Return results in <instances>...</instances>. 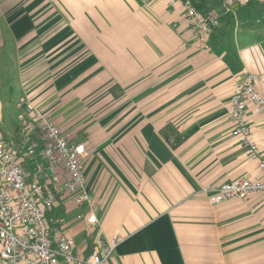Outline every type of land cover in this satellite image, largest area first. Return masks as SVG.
<instances>
[{
    "label": "crops",
    "instance_id": "crops-1",
    "mask_svg": "<svg viewBox=\"0 0 264 264\" xmlns=\"http://www.w3.org/2000/svg\"><path fill=\"white\" fill-rule=\"evenodd\" d=\"M220 23L199 48L178 0H0V134L17 137L27 97L87 145V183L108 264H264V193L212 204L204 189L258 163L233 136L231 96L245 72L264 92V0H197ZM264 149V115L247 109ZM64 198L84 256L97 235Z\"/></svg>",
    "mask_w": 264,
    "mask_h": 264
},
{
    "label": "built area",
    "instance_id": "built-area-1",
    "mask_svg": "<svg viewBox=\"0 0 264 264\" xmlns=\"http://www.w3.org/2000/svg\"><path fill=\"white\" fill-rule=\"evenodd\" d=\"M173 5L178 0H167ZM184 3V21L192 30L199 48L209 49L208 38L220 23L219 13H203L194 0ZM258 0H223L229 10L234 4ZM259 73L240 76L231 96L228 115L232 134L249 156L256 160L261 178L247 176L217 182L204 191L212 204L247 199L264 193V149L248 120L253 106L264 115V92L259 90ZM17 137L7 140L0 134V264H108L122 237H107L98 214L99 206L87 183V145L64 132L54 119L27 97L18 103ZM79 209L97 235L96 249L84 256L75 248L74 236L64 227V198ZM59 214L50 220L52 209Z\"/></svg>",
    "mask_w": 264,
    "mask_h": 264
},
{
    "label": "trees",
    "instance_id": "trees-1",
    "mask_svg": "<svg viewBox=\"0 0 264 264\" xmlns=\"http://www.w3.org/2000/svg\"><path fill=\"white\" fill-rule=\"evenodd\" d=\"M194 3L196 5V7L203 13H206L203 9V5L201 4V2L194 0ZM18 139V137H17ZM57 214H59V209L54 208L51 211L48 212L47 217L52 220L53 217H55Z\"/></svg>",
    "mask_w": 264,
    "mask_h": 264
}]
</instances>
